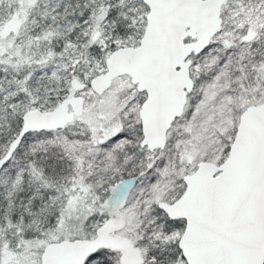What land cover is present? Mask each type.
<instances>
[{
	"label": "snow or ice",
	"instance_id": "snow-or-ice-1",
	"mask_svg": "<svg viewBox=\"0 0 264 264\" xmlns=\"http://www.w3.org/2000/svg\"><path fill=\"white\" fill-rule=\"evenodd\" d=\"M0 264H264V0H0Z\"/></svg>",
	"mask_w": 264,
	"mask_h": 264
}]
</instances>
